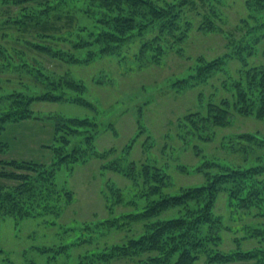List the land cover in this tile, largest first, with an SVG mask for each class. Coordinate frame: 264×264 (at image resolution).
Masks as SVG:
<instances>
[{
	"label": "trees",
	"instance_id": "obj_1",
	"mask_svg": "<svg viewBox=\"0 0 264 264\" xmlns=\"http://www.w3.org/2000/svg\"><path fill=\"white\" fill-rule=\"evenodd\" d=\"M231 1L0 0V135L7 122L29 119H49L52 131V142L43 144L51 150L48 162L14 156L10 142L0 139V222L6 216L59 217L74 194L66 181L58 183L57 171L98 158L101 168L128 179V189L104 181L100 193L108 215L83 221L81 235L70 242L36 246L39 252L60 254L84 244L76 264H264V132L223 134V155L190 142L215 140V127L230 126L235 114L264 122V0H233L244 11L228 28ZM192 31L219 33L225 47L213 56H187V74L170 77V86L182 92L221 78L205 108L171 123L183 147L190 145L199 157L192 170L182 163L177 167L201 173L198 184L175 183L166 169L170 155L163 161L129 157L130 141L145 129L140 118L138 131L123 148L99 149L94 120L32 108L34 101L91 105L83 96L88 85L72 66L120 55L119 62L135 43L158 65L169 51L182 56ZM235 62L239 67L234 70L230 64ZM220 194L230 222L215 210ZM125 230L120 240L106 239ZM223 230L233 234L228 249L223 248Z\"/></svg>",
	"mask_w": 264,
	"mask_h": 264
},
{
	"label": "rangeland",
	"instance_id": "obj_2",
	"mask_svg": "<svg viewBox=\"0 0 264 264\" xmlns=\"http://www.w3.org/2000/svg\"><path fill=\"white\" fill-rule=\"evenodd\" d=\"M243 11V6L232 0L226 9L228 18L226 27L231 28ZM223 42L219 33L202 34L192 31L188 43L183 45L185 46L183 55L169 51L164 56L163 62L158 65L148 61L149 53L146 56L141 55L138 51L139 44L135 43L129 50L124 51L125 57L119 62L117 60L120 55L105 57L89 65L71 67L72 73L88 85V90L83 96L91 105L75 101H34L32 108L43 114L61 113L94 120L98 123L96 144L99 149L112 146L117 150L123 148L130 141L131 136L138 131L137 121L140 118V123L145 129L143 132H138L135 139L130 141V144L134 142L129 157L139 161L157 156L163 161L166 154L170 155L171 159L168 160L170 165L167 164L166 169L175 183L198 184L203 180L201 173L194 171L188 173L177 167L182 163L188 167V170H192L199 157L195 155L190 145L187 148L183 147L173 124L176 123L177 118L180 119L188 112L205 108L209 94L220 86L221 78H212L208 85L182 92L170 86V77L177 75V78H182L187 74L186 69L190 64L187 56L192 60L197 53L213 56L224 52ZM260 58L264 60L263 56ZM230 65L234 70L239 67L236 62ZM127 70L128 73H125ZM105 73L110 79L106 80L100 75ZM219 92L224 94L222 88ZM111 125L116 129V134L112 132ZM215 130L217 132L215 140L209 143H202V140L195 138L190 142L192 145L199 143V146L205 147L206 153L216 152L223 155L224 152L219 148V139L223 134L256 130L264 132V122L252 115L235 114L230 126L215 127ZM166 133L170 136L167 140H165ZM51 137L49 119L9 121L0 135V139L10 142L14 156L46 162L49 161L51 150L46 149L43 144H50ZM74 166L71 170L67 165H63L57 171L58 183L66 181L74 194L73 201L59 217L37 216L22 220L6 216L1 220L0 264H76L82 259L79 253L85 251L87 246L84 244L70 246L66 248L65 253L55 254L50 251L49 255L39 252L36 246L66 243L81 235L82 230L79 227L83 221L96 220L108 215L104 198L100 193L104 181L110 179L125 190L128 189L129 181L119 173L101 168V161L98 158L85 163H76ZM221 194L215 210L226 219L225 196ZM119 209L124 208L119 206ZM226 220L230 222V219ZM65 227H75V229L63 232ZM125 233L126 230L113 233L106 239L117 241ZM222 235L223 248L232 247L233 234L223 230ZM251 245L252 243L246 244V246ZM51 254L56 255L55 258H50Z\"/></svg>",
	"mask_w": 264,
	"mask_h": 264
}]
</instances>
